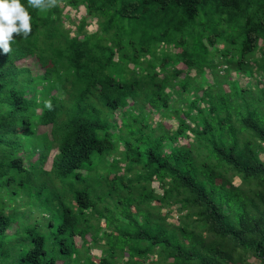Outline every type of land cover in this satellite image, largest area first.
<instances>
[{
    "label": "trees",
    "instance_id": "obj_1",
    "mask_svg": "<svg viewBox=\"0 0 264 264\" xmlns=\"http://www.w3.org/2000/svg\"><path fill=\"white\" fill-rule=\"evenodd\" d=\"M20 2L31 34L0 49V264H264V91L240 80H264V0ZM63 7L85 10L75 36ZM143 204L190 213L173 228Z\"/></svg>",
    "mask_w": 264,
    "mask_h": 264
},
{
    "label": "rangeland",
    "instance_id": "obj_2",
    "mask_svg": "<svg viewBox=\"0 0 264 264\" xmlns=\"http://www.w3.org/2000/svg\"><path fill=\"white\" fill-rule=\"evenodd\" d=\"M63 15H67L68 18H63L62 19V23H63V27L64 29H70L69 30V33L71 36H75V28H74V25L76 23H78L79 19L81 17H83L85 15V10L83 9V7H79L78 10H74V9H71L69 10V8H66V7H63V11H62ZM73 21L74 24H71ZM93 21L92 23H95L96 20H92L90 19L88 21V26L86 27V29L90 32V31H95L96 30V27L93 28L92 26V29L89 27L90 25V22ZM28 63H30V60H26ZM178 69H181L182 67L181 66H178L177 67ZM255 73V71H254ZM233 78H236V74L235 72L232 73L230 79H233ZM251 78H253L251 76ZM251 78L247 79V80H242V78H240L241 82H243L244 84L246 85H250L251 87V90L252 91H256L258 89H262L264 91V80H261L260 82L258 83H255ZM199 79V77H198ZM118 118V115L115 116V119ZM155 120V119H154ZM177 120L174 119V120H171V121H167L164 123V129H169L171 131H175L176 128H177ZM155 126V124H153ZM187 135L190 137L188 140L186 139H183V138H179L178 141H177V144L175 145H179V146H185V145H192V139H193V136L190 134V133H187ZM174 145V144H173ZM57 148L55 147L53 150H52V153H50V156L48 157L45 165H44V169L45 170H50V166H51V162H52V158L54 155H56L57 153ZM164 150L167 152V153H170V149L169 148H164ZM37 153H34L32 154L33 156L32 157H35ZM37 159V157H35L33 159V161H35ZM203 160V158H201V160L198 158H196V161L198 162H201ZM210 168L213 170V174L216 175L217 174H220L219 170H217L214 166V162H211L210 163ZM124 169H125V164L122 163L120 164V172L124 173ZM136 177V175L134 176ZM229 180L231 181V185L233 187H239L240 186V181L237 179V178H230V176L228 177ZM166 184V183H165ZM57 185L59 186V183H57ZM149 188L153 191V193L155 195H162V190L161 188H159V184L157 183V181H154L152 184L149 185ZM122 195H125L124 193H122ZM132 197L133 199L136 201L137 198H136V192L132 194ZM169 202L172 203V200H169ZM18 203V202H16ZM150 205V203H148ZM146 205V204H145ZM143 204V206H141L142 208V212L144 211H147V212H150L151 214V218L153 219L155 216H158V217H161L162 219L165 220V223L167 226H171L173 228H176L179 226L180 222L181 221H185L188 217L187 214L190 213V209L189 208H183L181 207L179 204H172L171 206H160L158 208V210H155V209H146L145 206ZM152 206L154 208H156L158 205L157 204H152ZM139 216V219H141L143 217L142 213ZM192 219L194 220L195 217H192ZM96 223V222H95ZM100 237V236H99ZM87 240L89 241V237L87 238ZM76 242L78 243L79 240L76 239ZM104 245V242L103 241H100L98 243V246H103ZM92 256L94 258H99L100 254H99V251L98 250H93L92 251ZM163 254L159 251L151 254L150 258L147 259V262L145 264H158V261L160 259V257H162ZM123 259V260H122ZM122 262H120L119 264H122L124 261L127 260V257L125 256L124 258H121L120 259ZM250 263H253V264H257V262L254 260V259H250L249 261ZM168 264H172L171 261H168L167 262Z\"/></svg>",
    "mask_w": 264,
    "mask_h": 264
},
{
    "label": "clouds",
    "instance_id": "obj_3",
    "mask_svg": "<svg viewBox=\"0 0 264 264\" xmlns=\"http://www.w3.org/2000/svg\"><path fill=\"white\" fill-rule=\"evenodd\" d=\"M57 2L58 0H28V5L39 11H47L55 7ZM30 19L29 12L20 0H0V49L3 54L11 52L14 34L25 38L31 34Z\"/></svg>",
    "mask_w": 264,
    "mask_h": 264
},
{
    "label": "built area",
    "instance_id": "obj_4",
    "mask_svg": "<svg viewBox=\"0 0 264 264\" xmlns=\"http://www.w3.org/2000/svg\"><path fill=\"white\" fill-rule=\"evenodd\" d=\"M70 10V9H69ZM93 21H91L90 22V25H89V27L92 29V26H93V28H95L96 27V22L95 23H92Z\"/></svg>",
    "mask_w": 264,
    "mask_h": 264
}]
</instances>
